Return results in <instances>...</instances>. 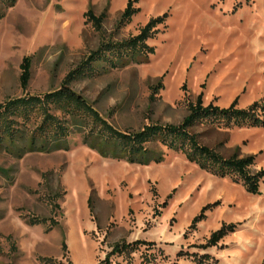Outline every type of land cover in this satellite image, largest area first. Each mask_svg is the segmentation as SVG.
<instances>
[{"label": "rangeland", "instance_id": "obj_1", "mask_svg": "<svg viewBox=\"0 0 264 264\" xmlns=\"http://www.w3.org/2000/svg\"><path fill=\"white\" fill-rule=\"evenodd\" d=\"M128 1L0 4V102L57 88L101 40L136 34L163 13L145 61L120 67L95 61L93 73L71 83L112 125L178 123L198 93L204 104L226 106L235 98L239 107L264 94V0H130L138 10L120 24ZM88 9L102 14L99 27L87 20ZM24 56L31 60L26 87L19 79ZM68 124L65 148L19 155L0 148V264H140L145 245L104 260L115 241L136 238L155 241L154 264H264V176L251 193L158 141L148 143L158 161L102 155L84 142L82 123ZM189 129L224 156L253 153V169L264 165V124ZM204 204L203 216L189 226ZM31 215L58 223L30 224ZM228 222L233 231L202 246Z\"/></svg>", "mask_w": 264, "mask_h": 264}, {"label": "trees", "instance_id": "obj_2", "mask_svg": "<svg viewBox=\"0 0 264 264\" xmlns=\"http://www.w3.org/2000/svg\"><path fill=\"white\" fill-rule=\"evenodd\" d=\"M16 0H0L2 7L12 6ZM138 10L129 0L124 6L118 23H124ZM3 10H0V16ZM87 20L99 27L102 14L95 15L92 10L85 12ZM166 13L151 16L136 34L120 40H101L85 59L71 68L62 78L57 88L42 93H27L8 97L0 102V148L12 154H22L25 151H51L65 148L69 133V120L73 119L84 125L86 129L84 142L96 149L102 155L125 158L130 162H147L160 160L157 151L148 146L149 142L158 141L167 148L184 153L187 160L198 167L217 176H228L232 181H239L244 189L251 193L258 191V182L264 176V165L253 169L254 154L238 155L231 153L222 155L213 147L202 144L196 134L189 128L197 123H206L220 127L231 125H263L264 124V94L252 100L246 106H236L233 98L226 106L203 103L201 93L194 100L186 103V114L178 123H148L142 128L119 129L103 117L87 98L77 92L71 83L74 79L94 72L93 63L103 61L108 66L120 67L132 61L143 62L154 46L147 42L158 32V25L165 20ZM20 84L26 87L31 77V60L24 56L20 63ZM56 206V205H55ZM209 204H204L200 211L193 215L189 226L203 216V210ZM30 224L47 223L48 229L58 223L54 217L30 216ZM235 223H221L212 230L202 246L215 244L226 232L233 231ZM145 245L146 251L141 254L140 264H154L151 256H155L150 246L154 240L136 238L115 241L110 251L106 253L105 261L113 253L130 256L132 252ZM64 249V247H63ZM181 250L177 252L178 255ZM206 254V253H205ZM51 261L52 257H44ZM103 260V259H102ZM196 264H203L200 259H193Z\"/></svg>", "mask_w": 264, "mask_h": 264}]
</instances>
